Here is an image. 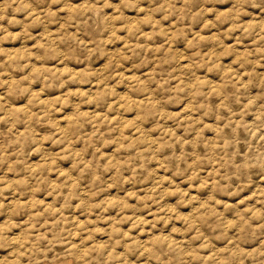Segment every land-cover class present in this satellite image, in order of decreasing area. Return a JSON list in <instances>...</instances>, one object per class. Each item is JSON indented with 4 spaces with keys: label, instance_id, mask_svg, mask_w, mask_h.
Here are the masks:
<instances>
[{
    "label": "clouds",
    "instance_id": "9594fccd",
    "mask_svg": "<svg viewBox=\"0 0 264 264\" xmlns=\"http://www.w3.org/2000/svg\"><path fill=\"white\" fill-rule=\"evenodd\" d=\"M0 264H264V0H0Z\"/></svg>",
    "mask_w": 264,
    "mask_h": 264
}]
</instances>
